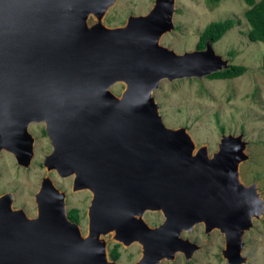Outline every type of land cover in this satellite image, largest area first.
<instances>
[{"label":"water","instance_id":"water-1","mask_svg":"<svg viewBox=\"0 0 264 264\" xmlns=\"http://www.w3.org/2000/svg\"><path fill=\"white\" fill-rule=\"evenodd\" d=\"M117 1L0 0V156L28 168L31 125L43 124L51 145L37 216L12 210V194L0 197V264H119L109 259L111 241H136L142 255L135 264H160L181 230L174 219L149 228L146 210L179 213L178 227L199 215L228 217L237 260L230 264H244L243 234L264 213L257 185L240 179L248 143L242 133L222 135L210 157L185 127L164 123L153 95L162 81L201 80L230 61L210 41L182 54L160 44L174 29L177 0H155L147 14L107 27ZM116 85L124 86L120 95ZM52 171L72 177L73 192L92 194L88 237L67 218L66 193Z\"/></svg>","mask_w":264,"mask_h":264},{"label":"rangeland","instance_id":"rangeland-1","mask_svg":"<svg viewBox=\"0 0 264 264\" xmlns=\"http://www.w3.org/2000/svg\"><path fill=\"white\" fill-rule=\"evenodd\" d=\"M154 1L118 0L107 12L103 23L111 28L123 26L129 16L147 14ZM248 8L243 0H177L174 29L161 38L160 44L178 54L196 50L202 32L210 23L233 19L235 26L213 47L231 65L244 66L247 71L234 79L206 77L162 81L153 95L164 123L171 128L185 127L198 147H207L210 157L217 152L222 135L242 133L248 143L245 151L248 159L239 167L240 179L246 185L256 184L264 201V44L248 39L250 26L245 18ZM123 89V85H116L112 92L120 95ZM43 129V124L29 128L35 142L34 158L28 168L19 167L9 153L3 152L0 156V195L11 193L15 198L14 206L25 208L30 216L34 213L32 196L47 174L42 163L51 152ZM49 176L55 186L66 193L67 211L78 209L84 222L90 194L73 192L70 178L62 179L55 173ZM147 220L153 224L160 221L155 217H147ZM255 238L259 240L258 244H251L242 252L248 259L244 264H262L264 260V213L260 219L253 220V228L243 240L254 243ZM110 240L111 235H108L106 241ZM115 243L108 242V253ZM119 251L120 264H131L139 256L136 246ZM205 258L202 264L207 263ZM211 264L224 263L211 260Z\"/></svg>","mask_w":264,"mask_h":264},{"label":"flooded vegetation","instance_id":"flooded-vegetation-1","mask_svg":"<svg viewBox=\"0 0 264 264\" xmlns=\"http://www.w3.org/2000/svg\"><path fill=\"white\" fill-rule=\"evenodd\" d=\"M43 134L45 135L44 129H43ZM42 166H43V163H42ZM51 173H55V172L52 171ZM70 179H71V188H72L73 178L71 177ZM38 190L32 196L33 203H34L33 215L31 216L28 215L27 211L23 207H15L14 206L15 198L13 197V195H12L13 197L12 210H23V212L28 218H31V219L35 218L37 216V205L35 201V195L38 192ZM87 192L90 194L91 198L86 207V211L84 213V218H85L84 222L81 221V216H80V212L78 209H71L67 211V218L71 222L76 223L78 225L81 236L85 238L89 236L90 222H89L88 214H89V208H90V204L92 200V194L89 191ZM5 194H8V193H3L0 195V197ZM10 217L16 219L17 216L11 214ZM147 217H155L156 219L160 221H158V223H155V224L149 223L147 220ZM212 218L213 219L215 218V219L214 220L210 219L209 215L204 216V218H201V216L199 215L197 218V222H195L194 224L178 227L179 225L177 224V220H179L180 217H179V213L175 211L167 212L166 215H164L161 212H154V211L146 210L143 212V215H142V220L145 222V224L149 228L158 227L162 223L167 221L168 219L171 221L174 219V221H172L174 222L173 223L174 226L172 228L181 230L175 239V242H176L175 245L172 247L173 255L170 254L171 251L169 250L168 258H165L164 260H162L160 264H202L201 262H202V259L204 261V257H206L205 259H207L205 260L207 262L206 264H211V260L213 261L219 260V262H223L224 264H230V261L236 262L237 261L236 255H235L236 248L234 244H232L228 240V235L231 230L229 229L230 227L228 223L226 224L225 222V220L228 222V217H226L225 220H223V217L221 215H218ZM135 219L137 220L140 219L138 214L135 215ZM210 220H213V221H210ZM248 232L249 230L243 234V237L245 236V234H248ZM171 234L172 232L169 231L168 237H167L168 240L170 239V237L172 238ZM243 237H242V245H241V250H240L241 256H242V252L248 249L251 246V244L252 246L257 245L259 241L258 239L255 238V240L253 241L254 243H250L248 241L247 242L244 241ZM99 240L100 241L103 240L105 242L106 237L101 235L99 236ZM131 246H136L138 248L137 254H139V256L131 263V264H135L142 255V247L136 241L133 242L128 247H125L123 243L121 242H116L113 248L111 249V251L108 253L109 259L111 261H115L119 263L118 261L120 260V257H121V253L119 250L127 249V248H130ZM113 251L116 252L115 260H113L110 257V253ZM245 258L247 259V256H245ZM262 264H264V260Z\"/></svg>","mask_w":264,"mask_h":264},{"label":"trees","instance_id":"trees-1","mask_svg":"<svg viewBox=\"0 0 264 264\" xmlns=\"http://www.w3.org/2000/svg\"><path fill=\"white\" fill-rule=\"evenodd\" d=\"M218 1V0H210ZM249 7L245 13V18L250 26L248 39L251 42H260L264 44V0H243ZM236 22L233 19L210 23L202 32L196 49H203L207 41L212 44L219 41L229 30L235 26ZM262 68L264 70V55L262 59ZM247 71L244 66L231 65L228 70L222 73H215L207 77L208 79H234L242 76ZM110 257L115 260L116 252L110 253Z\"/></svg>","mask_w":264,"mask_h":264}]
</instances>
